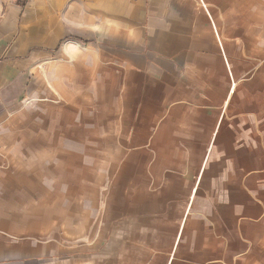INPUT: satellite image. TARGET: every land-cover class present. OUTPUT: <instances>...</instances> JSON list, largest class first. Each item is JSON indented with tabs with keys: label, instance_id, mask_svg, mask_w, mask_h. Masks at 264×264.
Instances as JSON below:
<instances>
[{
	"label": "crops",
	"instance_id": "0c3cea01",
	"mask_svg": "<svg viewBox=\"0 0 264 264\" xmlns=\"http://www.w3.org/2000/svg\"><path fill=\"white\" fill-rule=\"evenodd\" d=\"M58 97L102 116L81 196L18 115ZM0 264H264V0H0Z\"/></svg>",
	"mask_w": 264,
	"mask_h": 264
},
{
	"label": "rangeland",
	"instance_id": "374dc122",
	"mask_svg": "<svg viewBox=\"0 0 264 264\" xmlns=\"http://www.w3.org/2000/svg\"><path fill=\"white\" fill-rule=\"evenodd\" d=\"M45 100L48 106L39 107L27 103L18 113L25 121L27 126L25 130H40L45 137L52 135L53 139L54 137L57 139V156L54 158L48 153L43 138L41 157L43 194L48 196L50 190L56 189L57 192L53 194L59 197L65 195L67 184L73 181L75 197L81 196L83 187L78 183L80 180L85 179L87 175L94 181L102 178L101 169L93 157V150L97 147L99 138L101 113L99 108L90 104L92 100L58 97L54 101L48 99L42 101ZM51 180L56 186L51 187ZM92 191H96L95 187L91 188V193ZM259 253L263 252L254 250L250 252V257L258 258Z\"/></svg>",
	"mask_w": 264,
	"mask_h": 264
},
{
	"label": "trees",
	"instance_id": "16d2710c",
	"mask_svg": "<svg viewBox=\"0 0 264 264\" xmlns=\"http://www.w3.org/2000/svg\"><path fill=\"white\" fill-rule=\"evenodd\" d=\"M17 1L24 4L27 0H17Z\"/></svg>",
	"mask_w": 264,
	"mask_h": 264
}]
</instances>
